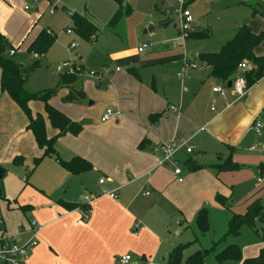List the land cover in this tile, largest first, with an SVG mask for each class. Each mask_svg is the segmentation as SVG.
Masks as SVG:
<instances>
[{"label": "crops", "instance_id": "0c3cea01", "mask_svg": "<svg viewBox=\"0 0 264 264\" xmlns=\"http://www.w3.org/2000/svg\"><path fill=\"white\" fill-rule=\"evenodd\" d=\"M26 1L0 0L1 34L21 48L22 41L9 37L15 31L23 33L29 48L45 30L52 33L56 43L57 35L51 28L30 31L21 16L27 11ZM42 1L48 9L54 8L51 15L60 8L69 13L72 33L67 35L80 38L73 30L72 15L94 24L98 38L88 43L100 44L98 23L101 28L107 24L110 35L102 36V46L103 56L107 55L110 63L104 62L99 71L106 72L104 82L83 75L72 85L75 94L85 95L81 104L62 102L69 94L65 89L50 100V105L83 125L78 136H62L54 146L61 160L78 158L92 166L76 175L58 164L55 157H44V150L27 129L28 117L2 91L0 69V166L6 170L0 199L7 208H0V220L6 234L21 243L30 239L33 223L42 228L27 264H118L126 256L131 257L128 264H159L155 261L159 256L167 264L175 247L195 245L202 239L195 231L196 218L203 208L208 209L209 220L212 212L221 218L224 235L232 217L246 214L255 201L261 203L264 213V179H258L257 186L242 198L237 195L238 187L248 181L244 173L241 177L238 174L242 166L251 165L258 174H264L263 150L252 154L258 148L251 145L264 139V130L258 135L253 129L264 116V78L242 98L232 91L221 95L213 90L226 84L213 78L207 65L198 59L200 54H214L203 50L212 37L223 38L219 41L221 50L245 24L255 34L264 32V15L252 16L254 10L264 14V0H125L128 14L112 0ZM183 10L190 11L192 33L199 34L189 39L202 42V52L192 54L190 59L187 53L183 56L172 47H155L142 36L149 27L145 34L156 31L159 20L162 26L178 21L175 26L180 35ZM202 34L210 37L203 38ZM145 44L148 48L140 53ZM70 47V51L76 49ZM255 55L264 56V49L256 48ZM79 56L76 54L72 61L87 72ZM64 62L67 60L61 64ZM186 64L196 68L186 69ZM58 80L54 78V85ZM29 106L33 115L43 116L48 138L55 137L58 131L51 126L44 104L34 101ZM109 110L116 115L103 122ZM170 143L178 148L173 164L182 168V182L172 169L161 165L159 148ZM190 147L193 152L188 154L186 149ZM19 158L22 163L17 161L18 165L15 161ZM228 158L239 170L217 172L214 167ZM37 159L42 160L35 166ZM194 165L202 168L192 170ZM146 192L151 195L144 196ZM110 193L117 199L110 198ZM217 196L227 199L226 207L216 201ZM85 197L91 198L92 204L91 214L84 221L85 209L70 210L66 206L84 205ZM168 221L175 226V236L193 232L195 239L178 245L172 242L163 232L169 229ZM221 245L207 258L222 251L225 247L220 250ZM167 248L168 255L163 253Z\"/></svg>", "mask_w": 264, "mask_h": 264}, {"label": "trees", "instance_id": "16d2710c", "mask_svg": "<svg viewBox=\"0 0 264 264\" xmlns=\"http://www.w3.org/2000/svg\"><path fill=\"white\" fill-rule=\"evenodd\" d=\"M119 7L123 8L128 14L129 10L125 8V0H112ZM264 15L254 10L253 15ZM73 30L74 32L86 42H94L98 38L99 30L92 24L88 19L80 15H72ZM197 33H191L190 37H199ZM210 37V34L203 35L204 38ZM56 38L52 36L49 31H42L35 41L29 46L27 52L30 55L38 54L44 56L55 43ZM264 42V34H254L248 25L241 26L232 40L225 43L220 52L214 54H200L198 59L207 65L210 69V75L213 78L221 81L224 84H228L230 81H234L237 76H243L246 80L247 90L258 84L264 78V56L257 57L255 50L261 43ZM11 47L4 35L0 32V69L2 71L1 76V89L3 92L8 93L12 100L20 107L24 114L28 117L29 125L27 129L34 135L38 146L44 150V157H55L58 164L73 175L87 172L92 169V166L82 160L73 159L70 162L61 160L56 151L55 143L57 140L67 134L78 136L83 129L81 123L73 122L70 118L64 115L62 112L50 105V100L57 93L58 89L62 86L70 87L79 80V76L73 75H62L60 83L55 89L29 93L25 89L27 80L32 76L40 66L39 59H33V63L28 66H22L16 62L12 57H8L7 49ZM13 49V48H12ZM11 51V50H10ZM247 63L250 68L245 72L239 71L241 64ZM82 70L81 66H79ZM85 95L83 93H70L66 98L68 102L83 101ZM42 102L45 106V112L48 116V120L51 126L58 131L57 135L53 138H48L46 132L45 120L41 114L33 115L32 110L29 106L31 102ZM42 159L35 161V166ZM21 161L19 158L15 161ZM201 166L194 165L191 167L192 170H200ZM214 169L217 172L227 171H238L239 166L234 164L231 158H228L223 164L215 166ZM216 201L223 207L227 206V199L222 196H217ZM70 210L82 208L86 211L89 209L84 205H67ZM22 210L26 208H21ZM259 221L264 224V213L263 207L259 201H255L244 215H234L229 222L228 232L224 235L227 237H237L241 234L243 227L254 229L255 222ZM196 225L201 236H205L210 230L209 223V211L207 208H203L196 218ZM255 230V229H254ZM223 239V238H222ZM221 239V240H222ZM215 242L212 244L209 250H202L195 252L184 260V252L193 243L179 245L173 249L170 253L167 264H205L206 258L221 244L222 241ZM215 259L220 264L225 262H233L235 264H264V248L260 251L259 255L255 258L243 259L242 250L237 244L228 245L222 251L215 255Z\"/></svg>", "mask_w": 264, "mask_h": 264}, {"label": "rangeland", "instance_id": "374dc122", "mask_svg": "<svg viewBox=\"0 0 264 264\" xmlns=\"http://www.w3.org/2000/svg\"><path fill=\"white\" fill-rule=\"evenodd\" d=\"M25 5L29 7V10L24 11V14H21V16L24 17L26 23L28 22L30 31L34 29H36L37 31L39 29L51 28L54 31V33L57 35L56 43L52 46V48L45 55V57L42 56L43 59L41 56L36 57L34 56V54L30 55L27 52L28 40L25 39L23 33L21 34L16 33L15 31V33L12 34L11 37H9L10 40L15 38V40H17L18 42L22 41L21 48L19 47V45L18 46L13 45V43L9 41V39H7L8 43L11 45V47L9 46V48L7 49L8 57H11L10 50H12V47H13L17 51V55L15 56V58L13 57L12 58L18 63L28 66L31 63H33L32 62L33 59L38 58L40 60L39 68L36 70V72L32 76H30V78L27 80L25 84V89L29 93H38V92L55 89L59 85L60 78L62 76L61 74L57 73L56 67L58 65H61V61L63 62L64 60H67V61L72 60V58L75 57L76 54H79L80 55L79 57L83 58V65L85 66V69L87 70L86 77L88 79L90 78L88 75L89 71L94 72V73L99 72L102 70V64L104 62H109V60L107 59V55L103 56L104 47L102 46L104 45V38H102V36L104 37V35H110L108 31L109 27H107V24H105L101 28V24L98 23V25L100 26L99 28L102 31L100 34L101 42L100 44L99 42L91 44V43L86 42L85 40L78 38L77 36L73 34L67 35V32H65V29H68V30L71 29L70 16L68 12L63 11L60 8L56 14L51 15L50 11L53 10L54 8L48 9L45 6L46 2H43L42 0H39L38 2H35L34 0H27L25 2ZM253 13H252V16L254 17L257 16V15H253ZM160 22L161 21L159 20L155 24L157 26L156 31H152V32H149L148 34H145L146 30H150L151 27H149V29L147 28L142 31V36L146 38L147 40H149L151 45H155V47H163L165 50H169L172 47V49H174L175 51H180L183 56L184 54L187 53V56L189 59L191 58L192 54H195L196 52H202V42H200V40L180 38V35H178L177 27L175 26L178 24V21L176 23L171 21V23H169L168 26H162L160 25L161 24ZM17 23L18 21H16L13 24L14 29L18 26ZM258 34H264V32H260ZM222 40H223L222 37H212L207 43L208 45L207 49H203L204 52H209V53L219 52L220 51L219 41H222ZM74 43L77 44V48L73 51H70L69 46H71ZM259 47L264 49V42L261 43ZM68 51H70V53ZM175 58H179V56L176 55ZM195 63L198 64L197 61H195ZM55 77L59 78L57 85H54ZM62 89L69 91V94L73 92V86H70V87L62 86L58 89L57 93L52 98L56 97ZM69 94L67 96H69ZM61 101L64 103H71V102L66 101L64 98H62ZM90 102L91 100L88 101V104ZM73 103L81 104L82 101H76ZM262 117L259 118V120L264 121V118ZM262 134L264 136V131ZM251 145L256 146L258 148V150L255 152H252V154L262 152V150L264 153V139L260 140L259 143H251ZM250 166L251 165H247L244 168L242 166L240 172L238 173L240 177L242 175L240 173H244L245 175L244 177L248 179V181L245 184H241L238 187L237 195L241 198L245 196L249 190H252L255 186H257L258 179L260 178L264 179V174L263 175L258 174L256 172V168L255 167L251 168ZM261 198H262V204L264 206V191L261 194ZM5 203L6 202L4 200L0 199V208L5 207L4 206ZM4 209L5 211H7L6 207ZM210 219L211 220H209V222H210L211 227H210L209 232L205 236H202V239H200V241L197 244L195 245L192 244L193 246L186 249V251L184 252L185 253L184 260L187 259L192 254H194L195 252H197L198 250L200 251L209 250L213 242H219V240L222 238L223 239L221 240L222 245L220 244L221 245L220 250L228 245L237 244L242 250V255H243L244 260L250 259V257L254 258L255 256H258L260 251L264 248V238H263L264 224H261L259 221L255 222V227H254L255 230L250 229L248 227H243V229L241 230V234L239 236L224 238L223 237L224 233H221L223 230V222L219 220L221 218H219L216 213L212 212V217ZM228 220L229 219H227L226 223L228 222ZM168 225H169L168 231L163 230V232L167 238L171 239L172 242L173 241L176 242L177 245L180 243L181 244L187 243L195 239V235L193 232H188L184 234L182 237L178 238L179 236H175V233H174L175 232L174 224L171 225V223L168 221ZM227 229H228V223L225 225V232H227ZM195 233L199 234L198 230L195 231ZM163 253L168 255L169 254L168 248L167 250H163ZM155 261L159 264H163L162 256L157 257ZM225 263L232 264L233 262H225ZM206 264H220V263L217 262L214 255H211L209 258H207Z\"/></svg>", "mask_w": 264, "mask_h": 264}, {"label": "built area", "instance_id": "2783aa9c", "mask_svg": "<svg viewBox=\"0 0 264 264\" xmlns=\"http://www.w3.org/2000/svg\"><path fill=\"white\" fill-rule=\"evenodd\" d=\"M38 1V0H36ZM26 10H29V7L25 8ZM53 13V12H52ZM193 18L188 10L182 11V16L180 20V38L181 39H188L190 37V34L193 32ZM50 33V32H49ZM68 34L72 33V30H67ZM149 45L145 44L140 49L139 52H143L148 48ZM71 49L77 48L76 44L71 45ZM16 52L14 49L10 51V56H15ZM34 56H39L38 54H34ZM38 59V58H36ZM75 60H70L67 62H64L61 65H58L56 67L57 73L61 75H73L76 73L80 77L83 75H86V72H83L80 70L78 63H75ZM186 69H194L196 68V65L194 64H186ZM249 69V66L247 63H243L239 67V71L245 72ZM117 71H120L119 68H117ZM81 73V74H80ZM105 70L102 72H89L88 75L90 78L95 79L97 82L101 83L105 81ZM215 93L224 95L226 91H232L238 98H242L247 93V85L246 80L243 76H237L236 79L233 81L232 87L230 89L227 88V85H225V88L217 87L213 90ZM173 111H176L175 107L171 108ZM116 113L114 111L109 110L102 118L103 122L109 121L112 117H114ZM253 129L255 132L260 135L262 131L264 130V121H256L254 123ZM159 150L162 152L163 159L161 161V165L172 169L174 174L178 177V181H183V171L182 168L179 166H174V155L178 151V148L173 143L161 145ZM186 152L188 154H191L193 152L192 147L187 148ZM105 180H101L100 183L104 184ZM110 198L117 199V195L115 193L108 194ZM150 192H146L144 196H150ZM91 204L92 200L89 197H85L84 199V206L89 208L86 211V214L84 216V221L88 219V216L91 214ZM139 227V224L135 225V229L137 230ZM42 230L41 227L37 226L36 223H33V226L31 228V237L28 241L21 243L17 239L9 236L5 232V224L3 220H0V264H27L28 258L30 253L35 249V247L38 245L37 236ZM131 261L130 256L123 257L120 261H118V264H128Z\"/></svg>", "mask_w": 264, "mask_h": 264}, {"label": "water", "instance_id": "95a60500", "mask_svg": "<svg viewBox=\"0 0 264 264\" xmlns=\"http://www.w3.org/2000/svg\"><path fill=\"white\" fill-rule=\"evenodd\" d=\"M232 84H233L232 81L228 82L227 88L230 89L232 87ZM5 176H6V170L2 166H0V198L3 196L1 182L4 180Z\"/></svg>", "mask_w": 264, "mask_h": 264}]
</instances>
